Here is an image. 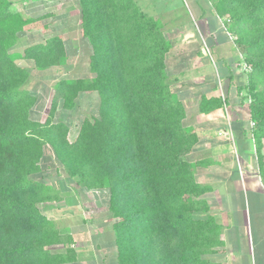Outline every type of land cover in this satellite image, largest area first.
Segmentation results:
<instances>
[{
  "label": "trees",
  "instance_id": "obj_1",
  "mask_svg": "<svg viewBox=\"0 0 264 264\" xmlns=\"http://www.w3.org/2000/svg\"><path fill=\"white\" fill-rule=\"evenodd\" d=\"M250 67L239 89L249 100V130L264 177V0H208ZM80 31L90 47L91 78L59 79L44 123L31 119L37 100L26 86L29 73L60 66L63 41L50 37L14 47L25 27L41 18L24 17L12 0H0V264H75L70 232L44 216L38 204L61 200L45 182L46 147L65 175L87 191L107 189L113 219L115 264H222L221 228L205 199L190 154L198 143L184 126L186 110L172 92L166 57L173 43L159 18L134 0H78ZM95 92L98 115L84 119L73 142L69 127L53 122L59 104L75 106L82 93ZM226 99L202 97L200 113L221 109ZM62 247L53 252L52 247Z\"/></svg>",
  "mask_w": 264,
  "mask_h": 264
},
{
  "label": "rangeland",
  "instance_id": "obj_2",
  "mask_svg": "<svg viewBox=\"0 0 264 264\" xmlns=\"http://www.w3.org/2000/svg\"><path fill=\"white\" fill-rule=\"evenodd\" d=\"M134 1L144 13L160 19L165 36L173 43L172 50L167 55L166 60L171 75V90L176 93L183 92V102L185 107H188L190 115L193 113L199 99V97L195 99L193 94L199 91L200 86L204 85L207 89L216 88V94L225 98L229 106L239 105L243 101L246 104L249 103L248 98L243 100L247 96L245 90L237 89L239 83L246 79L245 74L247 72L244 73L240 68V64L244 61H242L243 57L235 44V36L229 32L226 18L218 20L219 25L216 26L215 29L217 30L213 33L210 25L212 26V22L216 23L215 10L213 9L214 11L210 13L211 8L208 0ZM12 2L13 9L24 17L41 18L40 21L25 27V32L19 36L18 43L13 49L15 56L22 54L27 46L54 37L60 31L63 32L65 37L66 61L62 63L63 66L60 65L58 68L52 67L41 71L37 70L30 60L21 59L18 61L29 73V79L24 89L37 100L30 113L31 119L44 123L50 111L54 95L53 86L56 81L59 79L92 77L89 71L91 47L82 38L79 31L78 0H12ZM194 5H197V8ZM200 13L203 16L199 20L197 15ZM205 17L209 18L208 23L204 21ZM221 33L229 39V45L232 47L231 51L235 62L231 63L230 68L235 69L236 64L239 63L237 75L240 74L241 78L237 81L233 78L236 74L230 78L218 74L219 67L215 62L213 52L209 48L210 39H216L215 37ZM201 53L207 62V67L204 66L197 71H191L195 58ZM179 71L182 75H179ZM177 73L178 75L175 77ZM98 107L99 98L97 93H82L75 100V106L71 110H65L59 104L52 119L53 122L61 121L68 125V139L73 142L82 121L96 117ZM225 109L229 111V114L232 110H236L234 108L230 109L228 106ZM41 167V178L58 190L61 200L54 203L38 204L39 211L48 219L53 220L60 230L71 233L75 231L78 245H76V248L88 246L93 251L91 255L94 254L96 258L101 255L104 256L107 264H109V260L115 261L116 245L112 226L117 220L112 218L108 210V190L87 191L80 189L74 179L65 175L54 159L50 147L45 148ZM234 204L239 206L237 201H234ZM256 218L261 224L260 229L263 238V242L259 246L264 247V211L256 213V216L251 215V225L255 236L257 232L254 229L257 226V222L255 224ZM83 230H86L87 235L82 233ZM94 246L97 248H94ZM103 248L106 249L105 252L107 253L104 252ZM51 250L62 252L63 248L57 246L52 247ZM82 252L79 255L83 261L88 253H84L86 254L84 255ZM82 264H88V260L84 259Z\"/></svg>",
  "mask_w": 264,
  "mask_h": 264
},
{
  "label": "crops",
  "instance_id": "obj_3",
  "mask_svg": "<svg viewBox=\"0 0 264 264\" xmlns=\"http://www.w3.org/2000/svg\"><path fill=\"white\" fill-rule=\"evenodd\" d=\"M194 7L197 8V5H194ZM210 8L211 13L214 11L211 4ZM201 16H203L202 13L197 15V19L200 20ZM214 16L216 23L212 22V26L210 25L213 33L217 30L215 28L219 25L218 20L220 19L215 14V11ZM204 21L208 23L209 18L205 17ZM78 25H80V21ZM55 36H58L65 46L63 32L60 31ZM215 38L210 39L209 48L213 52L216 59L215 62L219 67L218 74L229 78L236 74L233 78L237 81V79L241 78L240 74L237 75L239 63L236 64L235 69L230 68L231 63L235 62V59L232 55L229 39L222 33ZM44 41L41 42L43 43ZM195 59L191 71H197L204 66L207 67V62L203 58L202 53ZM229 59L231 60L228 61ZM166 65L170 77L168 62ZM61 66L63 65L61 64ZM58 67L56 66V68ZM179 72V75H182L181 71ZM177 75L178 73L175 74V77ZM239 85L237 89H239ZM204 86H200L199 91L193 94L195 99L197 97L199 99L191 115L188 112V107L184 105L183 92L176 93L173 91V93L182 100L181 102L185 107L186 118L183 122L184 126L190 128L198 138V143L190 154V160L193 163L202 162L196 168V177L201 185L209 188L205 199L221 228L220 239L223 242V247L213 257L221 261L222 264H264V247L259 246L262 244L263 238L258 218L255 219V224L257 222V226L254 228L257 231L256 236L251 225V215L256 216V213L264 211V177L259 170L255 145L252 138L249 137V103L246 104L243 101V103L236 106H229L226 103L225 107L236 109L232 110L230 114L225 107L207 113H200L198 104L203 96L206 98L218 97L216 88L207 89ZM201 89L203 90L201 91ZM198 93L200 94L199 96ZM261 155L264 165V139L262 140ZM234 201H237L239 206H236ZM82 233L87 235L86 230H83ZM71 234L75 242L74 248L77 252V262L75 264H82L84 259L88 260V264L106 263L104 256L97 255L98 257L96 258L94 254L91 255L93 251L88 246H85V248L81 246V249L76 248V233L74 231ZM94 248L97 247L94 246ZM103 250L104 252L106 251L105 248ZM79 251H83L82 254L88 253V256L84 254L86 256L83 261ZM115 261L109 260V264H115Z\"/></svg>",
  "mask_w": 264,
  "mask_h": 264
},
{
  "label": "built area",
  "instance_id": "obj_4",
  "mask_svg": "<svg viewBox=\"0 0 264 264\" xmlns=\"http://www.w3.org/2000/svg\"><path fill=\"white\" fill-rule=\"evenodd\" d=\"M240 68L244 73L250 71V67L245 63H241ZM253 127H254V123L250 121V129H252Z\"/></svg>",
  "mask_w": 264,
  "mask_h": 264
}]
</instances>
